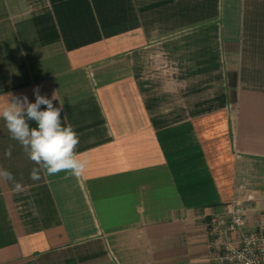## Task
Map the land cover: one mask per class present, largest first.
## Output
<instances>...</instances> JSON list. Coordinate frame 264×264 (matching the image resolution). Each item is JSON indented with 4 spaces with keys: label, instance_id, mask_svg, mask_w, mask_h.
<instances>
[{
    "label": "crops",
    "instance_id": "1",
    "mask_svg": "<svg viewBox=\"0 0 264 264\" xmlns=\"http://www.w3.org/2000/svg\"><path fill=\"white\" fill-rule=\"evenodd\" d=\"M37 86L89 164L31 180L0 118V264H211L264 213V0H0V108Z\"/></svg>",
    "mask_w": 264,
    "mask_h": 264
},
{
    "label": "clouds",
    "instance_id": "2",
    "mask_svg": "<svg viewBox=\"0 0 264 264\" xmlns=\"http://www.w3.org/2000/svg\"><path fill=\"white\" fill-rule=\"evenodd\" d=\"M35 102H29L27 95L13 96L6 106L0 108V118L6 124L10 138L19 143L27 158L37 165L30 170V179L39 181L41 171L48 175L68 172L79 178L84 175L89 161L76 152L79 144L77 132L71 126H65L61 121L63 105L57 108L52 99L42 96L39 87L33 89ZM45 106L41 110V106ZM29 121H35L36 126L30 127ZM5 156L11 157L12 147L5 150ZM0 180L13 183L14 191L19 194L24 186L16 182L13 174L0 169Z\"/></svg>",
    "mask_w": 264,
    "mask_h": 264
},
{
    "label": "built area",
    "instance_id": "3",
    "mask_svg": "<svg viewBox=\"0 0 264 264\" xmlns=\"http://www.w3.org/2000/svg\"><path fill=\"white\" fill-rule=\"evenodd\" d=\"M206 230L211 264H264V213L251 226L233 204L225 213L211 215Z\"/></svg>",
    "mask_w": 264,
    "mask_h": 264
},
{
    "label": "rangeland",
    "instance_id": "4",
    "mask_svg": "<svg viewBox=\"0 0 264 264\" xmlns=\"http://www.w3.org/2000/svg\"><path fill=\"white\" fill-rule=\"evenodd\" d=\"M206 245H207L208 257H209L211 251H210V249H209V247H208L207 230H206ZM209 261H210V259H209Z\"/></svg>",
    "mask_w": 264,
    "mask_h": 264
}]
</instances>
